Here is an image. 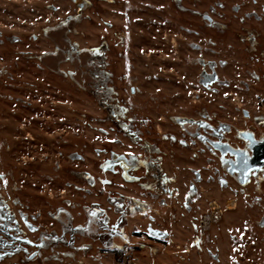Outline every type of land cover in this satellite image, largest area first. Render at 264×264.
Instances as JSON below:
<instances>
[{"label": "rangeland", "instance_id": "1", "mask_svg": "<svg viewBox=\"0 0 264 264\" xmlns=\"http://www.w3.org/2000/svg\"><path fill=\"white\" fill-rule=\"evenodd\" d=\"M210 4L211 0L198 4L189 0L185 10L173 5L161 16L171 19L165 24L158 12L151 20L152 13L141 10V20L135 22L131 9L106 7L101 0H0V120L10 121L4 127L0 125V186L22 225L21 237L30 242L15 259H25L24 264H117L121 254L129 250L133 255L131 264L263 262L264 229L257 221L264 213V185L263 193H257L252 183L242 186L226 176L228 185L222 183L221 188L216 180L218 172L222 176L223 171L212 155L190 143L170 147L164 137L173 133L181 138L179 127L171 122L172 116L207 120L205 115L217 114L222 121L241 123V109L258 107L257 92L247 93L241 87L239 80L247 81L242 72L223 71L238 88L229 90L235 92L230 101L225 100L224 93L218 97L199 85L201 69L193 59L201 56L185 43L204 44L213 34L200 29L201 17ZM106 19L115 25L104 27L101 22ZM119 30L124 39L111 49L119 51V55L129 49L131 54L126 53L123 64L127 73L124 81L120 80L123 89L118 105L102 109L94 96L90 105L84 89L39 68L44 64L57 66L58 57L52 53L67 38L83 48L89 38L96 40L103 34L108 39L113 34L116 38ZM132 31L139 34V41L136 43V38L130 47L127 37L129 33L134 35ZM195 32L200 34L196 36ZM202 58L215 59L211 53ZM131 65L133 70L129 69ZM123 124L131 126L140 138L128 136ZM3 139L5 145L1 143ZM7 144L10 151L6 150ZM71 153L82 155L84 161H72L68 156ZM112 153L124 155L138 170L130 169L124 178L120 163L104 166ZM155 159L161 162L168 180H176L169 181L170 194L165 196L150 195L153 172L147 169ZM194 170L204 177L200 184L203 190L188 202L189 211L185 193ZM77 171L91 172L95 186L86 185L75 175ZM122 196L143 201L145 210L144 214L127 217L125 242L116 240L123 247L113 250L92 237L95 229L87 226L90 216L84 206L96 203L113 223L117 215L108 199L118 202ZM161 199L165 201L163 205ZM212 202L225 213L224 218L212 225L196 249L192 241L197 233L192 224L198 225L199 220L194 216L218 213L210 207ZM148 223L153 229L168 232L174 243L145 237L139 240ZM70 225L84 227L75 238V247L70 243L71 233L65 232ZM42 240L46 243L40 248L35 245L39 241L42 244ZM211 255H218V261ZM33 256L36 259L27 262Z\"/></svg>", "mask_w": 264, "mask_h": 264}, {"label": "flooded vegetation", "instance_id": "2", "mask_svg": "<svg viewBox=\"0 0 264 264\" xmlns=\"http://www.w3.org/2000/svg\"><path fill=\"white\" fill-rule=\"evenodd\" d=\"M101 1L106 7L112 5L114 8H120L125 11L131 9L132 14L136 16L134 21L141 20V10L150 11L152 13L150 18L154 20L156 19L155 14L157 12L161 17L173 5L177 9L185 10L187 7L184 4L187 1L189 2V0ZM191 1L198 4L201 0ZM92 4L90 2L89 6H92ZM161 18L163 19H158L165 24L171 20L167 16ZM201 20L202 24L200 29L211 30L213 34L205 40L204 44L195 41H186L185 43L187 48L199 53L201 56L193 59V62L201 69L199 85L205 90L213 92L218 97L224 93L225 100L230 101L232 100L231 97L235 95L234 91H237L238 88L223 71L232 69L233 72H242L247 77V81L240 79L241 87L247 93L257 92L258 107L252 110L241 109L243 116L241 123L222 121L217 117V114L212 117L205 115L207 120L194 119L183 115L172 116L171 122L173 125L179 127L180 132L178 134L181 138L177 139V135H173V133L166 134L164 137L167 139L166 141L171 143L170 147L174 143H178L183 147L188 146L190 143L193 147H198L203 153L212 155V160L218 162L223 171L222 176L218 172V179L216 180L221 185V188H223V184L227 187L226 185L228 184L225 178L227 176L242 186L252 183L255 192L263 193L261 187L264 185V162L256 163L255 153L259 151L264 152V0H211V4L207 8V11L203 13ZM142 21L144 20L142 19ZM114 23L110 19L101 22L104 27H113L115 25ZM128 30L131 31L132 29L129 28ZM122 33L123 31L119 30L117 37L115 38L113 34L110 39L105 34L96 40L89 38L83 48H79L77 42L67 38L65 39V44L62 46L57 45L55 51L52 53L58 57L57 66L51 67L44 64L39 65V68L70 79L71 82L77 84L81 89H84L87 95L86 101L90 105L93 96L102 109L106 108L107 105H118L121 99L120 90L123 89L120 85L123 83L120 80L124 81L126 78L125 74L127 73V71L123 70V64L128 57L126 53L131 54V52H129V49H123L121 56L119 55V51H116L114 48L111 49V46L115 47L116 43L119 45L122 39H124ZM133 34L129 33L127 37L128 45L136 41V38V43L139 41V34L135 32ZM193 34L198 36L200 33L195 32ZM171 44H174V41ZM206 53H211L215 59L206 60L202 58ZM37 57L39 59L43 58L40 55ZM41 61L42 63H46L43 59ZM62 65L64 66L62 67ZM133 67L131 65L129 69L133 70ZM114 75H116V79H114ZM231 89H234V91H229ZM130 92L134 93L135 88L131 87ZM112 114L117 117L119 115L115 111ZM208 119L213 121L209 122ZM37 120L40 123V116ZM7 122L10 123L9 119L4 118L0 120V125L4 127ZM122 127L128 136L139 137L131 126L123 124ZM20 130L23 129L20 128ZM38 132L40 136V130ZM25 133L26 136L29 135V133ZM139 138L138 142H140ZM1 141L3 145L6 144V140L3 139ZM86 142L87 144L91 143L90 140H86ZM149 146L151 147L152 144ZM5 147L7 151L11 150L9 144ZM68 156L72 161H84V157L78 153H71ZM214 161H209L208 163ZM110 163L115 165L120 163L124 171V178H127L126 173L130 169L138 170V167H132L129 164L124 155L117 153H112L111 158L104 163V166H109ZM151 165L147 169V172H153L152 178L150 179L153 186L149 185V190L151 189L150 195L156 197L170 194L167 185L169 181H171L170 183H174L176 180L172 181V177L170 178L171 180H168L167 173L161 170V162H157L155 159ZM192 174L193 177L185 193V205L189 211L190 207L188 202H191L200 195L203 190L200 188V184L204 178L197 170H194ZM75 175L90 187L96 184V179L89 171H77ZM134 179L137 180L138 178L135 177ZM142 186L145 185L142 184ZM108 200L112 203L111 206L117 215L114 222L111 223L107 212L93 202L89 206H84L86 213L90 216L87 226H91L93 230L95 229L92 237H96V240L101 244L113 250H120L123 245L117 243L116 240L119 239L122 243L125 242L124 228L128 224L127 217L130 215L144 214L145 203L127 196H122L118 202L112 201L111 199ZM12 202L16 205L19 204L17 200H13ZM160 203L163 205L165 201L161 199ZM210 207L214 212L218 213H202L194 216L199 220L198 225L192 224L193 230L197 233L195 239L192 241L196 249L201 246L206 232L211 231L212 225L220 222L224 218L225 213H221V208L215 202L210 203ZM19 213L22 212L20 211ZM0 215L3 217V225L0 226V230L5 233V236L0 237V263L12 261L11 264H24L25 259H15L14 256L22 253L25 245L30 244V242L21 237L24 234L22 225L19 223L10 204L1 194V186ZM21 217L24 220L23 216ZM149 218L154 219L151 215ZM257 224L261 229H264V213L260 220L257 221ZM67 230L71 233L72 240L70 243L75 247V238L80 236L79 230L77 227L74 228L71 225ZM80 230H84V227L81 226ZM149 230L159 229H153L151 223H148L146 231L142 232L144 235L138 236L139 240L145 237L152 241H169V243H174V239L172 240L173 237L170 234L166 240H161L152 236ZM143 244L146 245V243ZM35 245H39L40 248L44 243L41 244L39 241ZM9 254L10 256H6ZM211 256L215 261H218V255ZM35 259L36 256H33L27 259V262L34 261ZM262 260L263 262L261 264H264V254Z\"/></svg>", "mask_w": 264, "mask_h": 264}, {"label": "water", "instance_id": "3", "mask_svg": "<svg viewBox=\"0 0 264 264\" xmlns=\"http://www.w3.org/2000/svg\"><path fill=\"white\" fill-rule=\"evenodd\" d=\"M255 162H264V152L255 153ZM150 234L157 239L166 240L169 236V233L161 231V230H149ZM155 233V234H154Z\"/></svg>", "mask_w": 264, "mask_h": 264}, {"label": "built area", "instance_id": "4", "mask_svg": "<svg viewBox=\"0 0 264 264\" xmlns=\"http://www.w3.org/2000/svg\"><path fill=\"white\" fill-rule=\"evenodd\" d=\"M132 261V253L129 250H126L121 254L117 264H131Z\"/></svg>", "mask_w": 264, "mask_h": 264}, {"label": "trees", "instance_id": "5", "mask_svg": "<svg viewBox=\"0 0 264 264\" xmlns=\"http://www.w3.org/2000/svg\"><path fill=\"white\" fill-rule=\"evenodd\" d=\"M3 217H2V215H0V226H2L3 224ZM80 228L81 227H79L78 228V230H80ZM67 231V229H65V232ZM68 232V231H67ZM3 236H5V233L2 231V230H0V237H3ZM52 236H54V235H52ZM3 240V239H2ZM72 240V239H71ZM1 241V240H0ZM44 243H46V241L45 240H42ZM42 242V243H43Z\"/></svg>", "mask_w": 264, "mask_h": 264}]
</instances>
